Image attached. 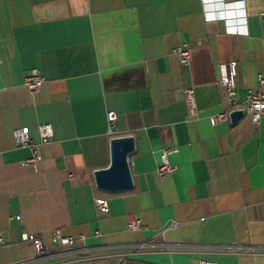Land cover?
Returning <instances> with one entry per match:
<instances>
[{"label": "crops", "instance_id": "0c3cea01", "mask_svg": "<svg viewBox=\"0 0 264 264\" xmlns=\"http://www.w3.org/2000/svg\"><path fill=\"white\" fill-rule=\"evenodd\" d=\"M207 9L217 19L201 0H0V264H119L123 254L120 264H264V253L246 252L264 247V117L208 122L228 109L221 65L237 62L239 102L261 90L264 0H207ZM241 17L246 34H228L225 20L238 27ZM183 44L187 66L174 54ZM32 70L45 80L36 93L24 85ZM44 124L53 137L40 145ZM20 128L37 145L35 166L23 165L32 153L14 141ZM128 136L132 190L98 191L93 172L109 165V141ZM171 147L176 171L159 177ZM54 229L82 235L84 252L54 245ZM24 233L55 254L35 259Z\"/></svg>", "mask_w": 264, "mask_h": 264}, {"label": "built area", "instance_id": "2783aa9c", "mask_svg": "<svg viewBox=\"0 0 264 264\" xmlns=\"http://www.w3.org/2000/svg\"><path fill=\"white\" fill-rule=\"evenodd\" d=\"M204 14L209 20L217 19L212 13L208 12L207 9V0H201ZM242 3V2H239ZM238 3V4H239ZM262 20L264 22V16H262ZM244 18H240V24L238 27L230 26L227 20L226 23V32L228 34H237V35H245V25H244ZM174 54L178 58L179 63L182 66H187L190 59V50L186 45H180L174 50ZM221 69V78H220V86L224 88L226 92V98L228 103V109L222 111L220 113L211 115L208 117V122L211 126H215L219 123H226L230 121V114L235 111H242L243 114H246L250 117L252 123L255 126L260 124V120L264 117V76L258 75L257 82L259 87L261 88L260 91H248L246 96V100L244 102H239L236 98V77H237V62L230 61L220 66ZM44 77L37 71L32 70L28 76L24 78V85L31 93L38 92L43 83ZM183 101L187 110V116L190 119H196L198 115V109L196 105V100L194 96V91L190 88L183 89ZM106 120L108 125L107 133L109 136L116 135V115L114 112H108L106 114ZM38 136L40 140V145H46L50 143L53 137V132L51 126L48 124L38 126ZM13 138L15 143L18 146L29 148L32 153L31 158L23 162V165H31L35 166L40 161V156L36 152V144L32 143L29 138V131L28 128H20L13 132ZM177 153V147L167 148L161 151L160 153V163L157 167L156 173L159 177H165L173 174L176 171L174 166H171L168 161V156ZM95 206L101 211H107V203L106 200L103 199H95L94 201ZM16 219L19 218L18 216L15 217ZM141 226V223L138 218L132 217L128 221V227L130 229H137ZM22 238L25 241H28L32 244L35 259H43L50 256H53L55 253L47 252V249L40 238L39 235L34 233H24L22 234ZM83 236L80 235L78 237H73L70 235L63 234L60 229H54L51 232V239L54 245L60 248H66L68 251L76 252V253H83L84 248L78 247L77 243L80 240H83ZM4 238L2 234H0V244H2ZM247 253L256 255L260 253H264V247H249L246 249ZM79 259H86V257L79 256L78 258L72 260H65L62 261V264H71L74 261ZM126 259V254L121 255L120 260L118 263L120 264L121 261ZM198 264H221L216 261H209V260H200Z\"/></svg>", "mask_w": 264, "mask_h": 264}, {"label": "water", "instance_id": "95a60500", "mask_svg": "<svg viewBox=\"0 0 264 264\" xmlns=\"http://www.w3.org/2000/svg\"><path fill=\"white\" fill-rule=\"evenodd\" d=\"M242 111L230 114V122L235 124L243 117ZM135 151L133 137H117L109 141V165L93 172L95 187L106 194L128 192L133 188V178L129 167V156Z\"/></svg>", "mask_w": 264, "mask_h": 264}]
</instances>
